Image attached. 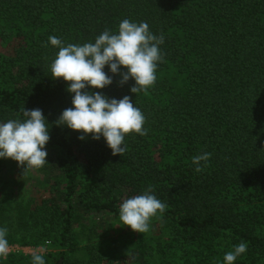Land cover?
Returning <instances> with one entry per match:
<instances>
[{
	"label": "trees",
	"instance_id": "1",
	"mask_svg": "<svg viewBox=\"0 0 264 264\" xmlns=\"http://www.w3.org/2000/svg\"><path fill=\"white\" fill-rule=\"evenodd\" d=\"M125 18L164 36L163 59L147 92L131 94L134 81L119 75L91 90L129 95L146 118V135L128 134L113 156L103 138L56 126L72 97L50 76L58 48L48 38L94 42ZM24 108L42 110L50 140L43 197L16 195L5 175L21 170L0 160L10 248L47 247L45 264H223L244 241L234 264H264V0H0V121ZM148 188L164 213L147 233L111 236L105 218L118 221L121 202ZM31 256L11 251L0 264Z\"/></svg>",
	"mask_w": 264,
	"mask_h": 264
},
{
	"label": "clouds",
	"instance_id": "2",
	"mask_svg": "<svg viewBox=\"0 0 264 264\" xmlns=\"http://www.w3.org/2000/svg\"><path fill=\"white\" fill-rule=\"evenodd\" d=\"M48 40L51 46L58 48L50 64V76L54 80L62 79L72 97V106L62 111L56 126L80 133L78 139L82 141L89 134L93 140L103 138L112 155L121 156L126 151L124 140L128 134L146 135L143 127L146 118L129 95L116 99L102 91L91 90L109 87L113 76L119 75L121 85L134 81L129 89L131 94L147 92L156 81V69L163 59L160 45L164 43V36L153 34L147 22L137 23L125 18L117 31L105 29L94 42L65 44L55 36H49ZM121 68L126 71L122 72ZM50 127L39 108H24L21 119L0 121V160L10 159L23 166V175L43 167L47 163L45 146L50 140ZM209 158L207 152L192 157L194 170L200 172L202 162L206 164ZM165 208L148 188L121 202L119 225L137 233H147L151 218L162 215ZM247 247L244 241L233 245L224 254L223 264H234L246 253ZM42 251L33 252L32 264H45ZM9 252L8 228L0 226V260Z\"/></svg>",
	"mask_w": 264,
	"mask_h": 264
},
{
	"label": "rangeland",
	"instance_id": "3",
	"mask_svg": "<svg viewBox=\"0 0 264 264\" xmlns=\"http://www.w3.org/2000/svg\"><path fill=\"white\" fill-rule=\"evenodd\" d=\"M18 168H20L21 170L19 173L16 174V172H12L10 176L5 175V179L12 181L11 185L13 186L14 193L22 197L31 195V196H34L36 199L40 198L41 196L43 197L44 194L42 191V186L40 184L42 176H41V173H39L38 169L30 170L23 175V172H24L23 166H19ZM0 177H2V173H0ZM2 184H3V181L0 180V186ZM97 217L98 219L101 218V216H97ZM104 222H105L104 226L106 227L107 230H109V233L111 236L115 235L114 237H116L118 235H122V237L128 236V239H129L132 235L136 233L132 231L130 228H128L127 226L119 225L120 220L113 221L110 218L106 217ZM40 250H43L42 251V255H43L46 252H48L50 249L47 247L46 248L40 247L37 249L35 248H23L22 249L18 247L10 248V252L20 251L24 253L25 255H32L33 252L40 251Z\"/></svg>",
	"mask_w": 264,
	"mask_h": 264
}]
</instances>
